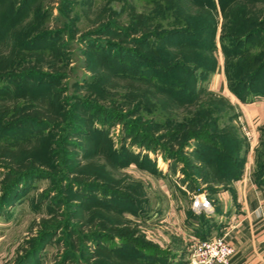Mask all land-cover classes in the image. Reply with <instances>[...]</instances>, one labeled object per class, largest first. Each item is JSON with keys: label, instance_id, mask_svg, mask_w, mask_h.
<instances>
[{"label": "rangeland", "instance_id": "374dc122", "mask_svg": "<svg viewBox=\"0 0 264 264\" xmlns=\"http://www.w3.org/2000/svg\"><path fill=\"white\" fill-rule=\"evenodd\" d=\"M228 2L226 18L217 4L214 67L201 71L170 64L206 51L141 35L165 23L157 0H0L1 71L15 58L0 74V103L14 108L12 125L0 127V264H139L176 192L216 193L205 183L216 151L196 134L178 139L183 124L230 133L241 174L264 170V122L251 147L234 105L264 102V0ZM151 258L176 264L166 250Z\"/></svg>", "mask_w": 264, "mask_h": 264}, {"label": "crops", "instance_id": "0c3cea01", "mask_svg": "<svg viewBox=\"0 0 264 264\" xmlns=\"http://www.w3.org/2000/svg\"><path fill=\"white\" fill-rule=\"evenodd\" d=\"M226 91V82L222 78L218 92ZM234 105L239 117L251 129L262 126L264 102H235ZM184 190L174 194V199L156 222L157 227L147 230L157 249L166 250L173 262L183 264L186 233L205 237L226 231L234 247L231 264H264V186L255 182L248 169L245 168L240 177L231 183L230 189L220 188L210 199L213 203L206 209L194 208L192 196L186 193L188 189Z\"/></svg>", "mask_w": 264, "mask_h": 264}, {"label": "trees", "instance_id": "16d2710c", "mask_svg": "<svg viewBox=\"0 0 264 264\" xmlns=\"http://www.w3.org/2000/svg\"><path fill=\"white\" fill-rule=\"evenodd\" d=\"M227 1H229L228 3H230L231 6H241L244 3L242 2L243 0H227ZM244 1H252V0H244ZM157 2L158 5L160 4L159 6H161V8L156 14H158V17H160L161 19H165V23L155 25L154 27L157 28L158 30L155 29L153 30V27H150L149 29L148 24H146L147 30L142 32L141 35L144 36L145 39H148L149 37H151V35H153L157 37L159 41L164 40V38L174 39L176 37L177 39L182 40L181 42H179V44L188 45L191 47L193 51L196 48L197 49L201 48L202 50L206 51V54L203 56L202 59H199L200 57L197 52H194L191 55L185 54L183 52H179L173 56L174 59L170 64L172 67H175L174 65H186V68H189L187 65L191 64L194 66L199 65V69H201V71L206 70L207 68L212 69L214 67L213 51L215 49V47H213L215 45L213 42L217 29V18H216L217 4H219L220 6V11H222L221 13L223 17L226 18V11L224 10V5H223L225 3V0H157ZM170 18H171V22H167ZM242 19L244 18L240 16L238 21L241 22ZM250 22L251 23H249V25L250 24L252 25L253 22L252 21ZM256 23L262 24L263 22H259V20L256 19ZM229 24L235 25V22L231 20L229 21ZM245 24L243 25L244 27H246L247 25ZM232 27L236 28L237 26H232ZM248 30L242 29V33H247ZM224 35H226V31H224L223 29L221 33V38L225 37ZM237 36L238 35H235L232 39L234 40L235 38H237ZM207 38L211 40V44H212L211 47L209 48L210 54L208 55H207ZM14 45H12V47ZM161 45H163V42L161 43ZM170 45H174V44H170ZM14 62H15V58L13 57L10 58V61L6 64V66L3 67V70L1 71L0 69V74L5 73L4 71L9 69L8 66H10ZM250 74L253 75V72H251ZM242 75L244 76L245 74ZM228 87L234 94H236L239 98H241L239 93H237L236 91L235 85L228 83ZM1 100L2 102L0 103V127L12 125V122L9 119L12 117L11 114L14 111L13 104L8 103L7 101L4 100V98H2ZM242 100L245 101L244 99ZM196 127H198L197 124H191V125L190 123L183 124L180 130L178 131L181 132L178 139L183 138V141H185L190 134L198 135L196 141L199 143H205V140L207 139V145H209V147H211L213 151H216V153L213 154L215 155L214 157L218 159L217 161L218 167L216 168L215 178L213 179L207 176V181L204 180L205 183L207 184L208 192L210 195H213L214 192H217L218 190L217 185H220L224 189H230L231 183L237 178H239L241 175V165L243 160L241 157L238 156L240 151L239 148L241 147V145L237 146L236 143L235 146L233 145V143L231 142L233 136L230 133L228 134L227 132H223V134H220L219 136H214L215 134L213 135L211 134L210 131L207 130V136H206V134H202V132H196L190 130ZM204 127L205 129L209 128V126H207L206 124L204 125ZM211 136L214 138H220L222 146H218L217 143L212 142L210 140ZM229 142L231 143L232 146L228 145ZM230 162L233 163L232 168L231 167L222 168L223 166H225L226 163H230ZM253 178L257 184L264 186V170H262V172L261 170L260 171L255 170L253 172ZM124 236L125 234L123 235V237ZM125 238L126 237H124V239ZM124 242L125 244H131V245L133 243L130 239L125 240ZM144 244L145 243H142L143 246H141L140 248V256L138 257L139 260L142 261H137L136 259H134L132 254H135L136 256L137 253H134L133 251L132 252L130 251L127 260H134L137 261L139 264H150V262H153L152 260L153 258H151V255L157 254L158 252L157 246L152 244L151 246L149 244L150 245L149 248L146 249L147 247ZM109 263L116 264V258L112 257L110 259L108 257L102 256L101 259L99 257L97 260L90 262V264H109ZM182 263H184V261ZM167 264L170 263L167 262Z\"/></svg>", "mask_w": 264, "mask_h": 264}, {"label": "built area", "instance_id": "2783aa9c", "mask_svg": "<svg viewBox=\"0 0 264 264\" xmlns=\"http://www.w3.org/2000/svg\"><path fill=\"white\" fill-rule=\"evenodd\" d=\"M238 119L244 136L252 147L256 141V136L247 123L243 122L240 117ZM191 204L196 209H199V207L206 209L211 205V202L205 196L202 198L195 196ZM226 234V231L223 233L215 232L208 236L200 237L186 233V257L183 264H213L215 262L231 264L230 257L234 252V247ZM262 234L264 237V221Z\"/></svg>", "mask_w": 264, "mask_h": 264}]
</instances>
